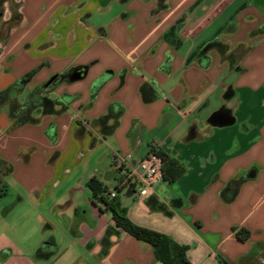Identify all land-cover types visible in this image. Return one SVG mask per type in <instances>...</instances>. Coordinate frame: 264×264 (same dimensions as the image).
I'll list each match as a JSON object with an SVG mask.
<instances>
[{
	"label": "crops",
	"instance_id": "1",
	"mask_svg": "<svg viewBox=\"0 0 264 264\" xmlns=\"http://www.w3.org/2000/svg\"><path fill=\"white\" fill-rule=\"evenodd\" d=\"M158 4L167 7L154 11ZM13 9L20 19L10 24ZM213 37L230 49L246 48L242 72L214 49L192 58ZM85 65L82 79L58 81L47 92L53 99L74 95L65 109L36 108L35 123L11 127L12 101L23 104L51 76ZM104 72L109 76L87 107L91 85ZM228 87L236 94L224 100ZM3 91L0 167L6 162L12 169L0 183L11 177L18 193L31 197L39 234L0 251V264H164L152 245L115 225L93 198L91 178L117 195L130 221L186 246L189 264H264V168L232 202L219 197L237 172L264 165V121L253 124L264 101V0H6ZM110 103L124 110L103 136L92 121ZM223 106L233 123L209 124ZM152 151L177 159L184 172L147 189L131 169ZM234 226L249 237L239 240Z\"/></svg>",
	"mask_w": 264,
	"mask_h": 264
},
{
	"label": "trees",
	"instance_id": "2",
	"mask_svg": "<svg viewBox=\"0 0 264 264\" xmlns=\"http://www.w3.org/2000/svg\"><path fill=\"white\" fill-rule=\"evenodd\" d=\"M5 1L6 0H0V11ZM162 7L167 6H161L160 4H158L154 11L162 9ZM19 19L20 14L17 13L15 9H13L9 19V23L15 24L19 21ZM210 49H214L215 51H217L221 58L227 60L230 69H234L237 73L243 71V68L239 65V59L244 54L246 48L242 44H239L234 49H230L228 45L218 41L216 37H213L212 40L206 42L202 45V47H200V49L192 53V58L199 57L201 54ZM84 67H86V65ZM35 71L36 68L25 73L22 77H20L18 83H20L21 85L22 83L28 81ZM70 71L54 75V78L50 82L48 81V79L42 85H39L29 91L23 104L18 103L17 101H12L9 105L8 111L9 117L11 119V127L15 128L25 123H35L36 119L34 118L32 111L36 108H39L42 114H54L65 109L66 106L63 102L67 103L74 97V95L64 94L62 97L53 99L47 95V92L53 89L58 81H69L67 76ZM108 76L109 75L104 72L92 83L90 88L89 101L86 105L87 107L91 106L98 89L104 83ZM123 76L124 70L119 74L120 83L123 82ZM143 88L144 84H142L140 87V91H142V98L144 99L143 101H148L147 98L143 95ZM235 94L236 93L234 89L232 87H228L223 92L222 97L224 100H230L235 96ZM2 97H6V91L0 92V98ZM57 107L59 109H57ZM123 110V107L118 103H110L107 106L106 112L94 119L92 123L99 126V131L103 136H107L111 134L117 127L119 118L123 113ZM219 115H223L225 118L220 124L216 119ZM233 121L234 119L231 115V111L224 106L219 110L213 112L208 118V123L214 126L232 124ZM50 140L53 141L54 137H50ZM155 154L162 160L160 169L163 180L173 182L179 177V175L184 172V165L177 159L169 157L159 151L155 152ZM4 163L5 165L3 167H0V175H6L11 172V164L6 162ZM260 167L264 168V165H252L248 169L239 171L231 178H229L219 192L220 200L223 203L232 202L238 194L240 186L244 182L254 179L256 176V172ZM87 185L92 192L93 198L102 203L103 210L109 211L115 225L117 227H120L122 230L130 233L136 239L152 245V247L154 248L155 256L159 261L163 262L164 264H189L185 258L186 246L177 244L166 234L139 226L130 221L126 217L125 210L121 206L117 195L110 197L108 195L109 191H107L106 187L102 186V184L96 178L89 179ZM232 231H234L235 236L242 241L247 239L250 235V231L242 226H234L232 227Z\"/></svg>",
	"mask_w": 264,
	"mask_h": 264
},
{
	"label": "rangeland",
	"instance_id": "3",
	"mask_svg": "<svg viewBox=\"0 0 264 264\" xmlns=\"http://www.w3.org/2000/svg\"><path fill=\"white\" fill-rule=\"evenodd\" d=\"M262 105V115L254 121L255 126H259L264 121V101ZM101 165L103 167V161H101ZM79 170L77 172H80ZM2 187L5 192L0 193V251L8 252L12 250L13 242L26 243L32 239L35 231L39 234V229L34 230L33 228L35 226V218L32 213L34 201L31 197L26 193H18V187L11 177L8 181L6 180L5 184L0 183V192ZM44 205L45 203L38 207Z\"/></svg>",
	"mask_w": 264,
	"mask_h": 264
},
{
	"label": "built area",
	"instance_id": "4",
	"mask_svg": "<svg viewBox=\"0 0 264 264\" xmlns=\"http://www.w3.org/2000/svg\"><path fill=\"white\" fill-rule=\"evenodd\" d=\"M161 163L162 160L152 151L135 164L131 173L138 178L141 187L153 189L162 180ZM108 195L112 197L115 193L108 192Z\"/></svg>",
	"mask_w": 264,
	"mask_h": 264
},
{
	"label": "water",
	"instance_id": "5",
	"mask_svg": "<svg viewBox=\"0 0 264 264\" xmlns=\"http://www.w3.org/2000/svg\"><path fill=\"white\" fill-rule=\"evenodd\" d=\"M86 67L84 66H77L73 68L70 73L68 74L67 78L70 82L80 80L85 76ZM54 78V75L49 78V82ZM219 124L221 123L220 120L217 121Z\"/></svg>",
	"mask_w": 264,
	"mask_h": 264
}]
</instances>
